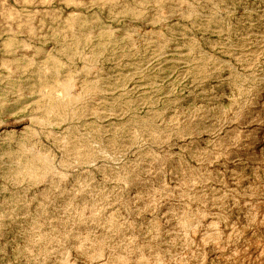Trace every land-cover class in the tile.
Listing matches in <instances>:
<instances>
[{
	"label": "rangeland",
	"instance_id": "rangeland-1",
	"mask_svg": "<svg viewBox=\"0 0 264 264\" xmlns=\"http://www.w3.org/2000/svg\"><path fill=\"white\" fill-rule=\"evenodd\" d=\"M0 264H264V0H0Z\"/></svg>",
	"mask_w": 264,
	"mask_h": 264
}]
</instances>
